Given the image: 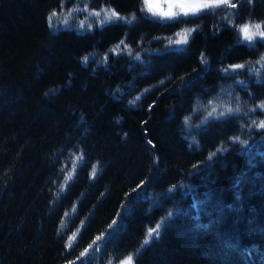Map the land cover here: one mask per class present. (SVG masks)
<instances>
[{
  "label": "trees",
  "instance_id": "trees-1",
  "mask_svg": "<svg viewBox=\"0 0 264 264\" xmlns=\"http://www.w3.org/2000/svg\"><path fill=\"white\" fill-rule=\"evenodd\" d=\"M95 1L127 21L140 18L128 11L138 0ZM58 2L0 0V264H86L81 253L92 254L93 241L112 261L117 255L108 248L141 247L146 253L135 264H264V129L257 126L264 122V79L255 74L264 63L244 43L232 45L234 28L197 24L186 48L151 56L159 89L134 82L130 92L120 83L140 67L124 58L143 39L139 33L156 25L142 18L136 27L94 29L96 20L78 14L88 25L81 34L67 26L54 31L47 17ZM253 7L264 14V0ZM171 24L161 29L173 32ZM123 28L126 39L117 44ZM258 47L264 54V44ZM93 58L100 65L94 70ZM215 65L222 68L218 83L206 74ZM199 71L196 83L184 87ZM188 123L198 126L189 130ZM74 135L87 139L89 153H75L71 167L60 164L59 186L48 198L57 144ZM142 205L166 210L173 231L146 243L142 225L150 214L132 216Z\"/></svg>",
  "mask_w": 264,
  "mask_h": 264
},
{
  "label": "rangeland",
  "instance_id": "rangeland-1",
  "mask_svg": "<svg viewBox=\"0 0 264 264\" xmlns=\"http://www.w3.org/2000/svg\"><path fill=\"white\" fill-rule=\"evenodd\" d=\"M236 1L232 0L233 3ZM252 1L253 0H251V2ZM151 2L154 4H159L165 11H167L169 3H184L186 5H199L202 2V0H151ZM236 4H237L236 8H232L230 6H228V8H226L225 7L226 5H221L219 8L202 9V10L196 11V12H189L187 15H184L183 12L181 11V9L175 8V9H173V11L176 13V15L174 17L167 18V17H162L160 15H156L152 12H149L147 10L145 0H138L136 3V6H135L136 10H134L135 9L134 8V9H130L128 11H131V13H134L135 11H137V13L139 14L137 16H139L140 18L137 19L136 16H133L134 19L131 18L130 21H127L122 15L116 14L115 16H113L112 13H115L113 8H111L105 1H103V3H96L95 4V3H92L91 0H86V2L83 5H80V7L78 9H74V11H76V12H72L71 10H68L70 13L67 16H64V11L63 12L56 11L57 15L55 17H53L51 22H49V20H48L49 16L47 17V23H48V27L55 31L56 29L59 28V26H68L67 22H66V17H67V20H70V21H73V19L76 20V21H74L75 26L81 27V29H83V26H81V25H85L86 28H88V25L84 21L85 18H79L78 14H81V17H84L85 15L89 14L88 15L89 19H92L93 17H95L94 19L96 20V23L94 25V29H96L98 27V25H100V24H98V23H101L100 21H102V24H105L107 22H112V23L115 22V24L120 25L122 27L131 28L133 26H135V27L138 26V24L141 21H143V20H141L143 18L144 20L149 21V23L151 25H153V26L156 25L157 29L152 31L153 33L150 31L151 32L150 34L149 33L145 34L144 30L142 32H140L139 35L143 39H139V40L134 42V45L131 46L132 51H130V50H129L130 52L128 51L129 54L126 55L124 60L126 59L125 60L126 63H134L135 67L137 68V66L141 67L140 63L142 61H140L136 57H139V58L143 57L145 59V61L147 62V64L149 63L148 67H151V69H152L154 67L153 66L154 63L149 62L152 58L151 56L153 54H156V53H157L156 56H158L164 49L168 50V49L173 48V47L181 48V49L186 48L188 41H189V38H190L193 30L197 26V24H201L203 26V23L206 25L207 22L210 24L216 23L221 27H223V26L224 27H232L236 31H239V28L242 26V24L246 23V21L240 17V14H241L240 12H242V10H244V9H245V11H248L249 6H247L246 5L247 3L243 2V1L242 2L239 1ZM64 6H65V4H64ZM66 7L68 9V6H65V7L60 6V9H64ZM225 8L227 10H225ZM138 11H142V13H140ZM97 12L100 13L99 16L96 15ZM227 14L230 16L232 23L227 21ZM200 18L204 19V21ZM212 18H214L213 21H211ZM251 18H253V17H251ZM135 20H141V21L137 24ZM209 21H211V22H209ZM172 22H174L177 26V29H175V27H174L173 32H168L167 27H164L161 29V27H163L167 24H171ZM257 23H261L262 25H264V21H261V22L258 21ZM92 31H93L92 27H90V29L88 30L87 33H90ZM142 33H144V34H142ZM182 33L188 34V40L186 43H184V44L170 43V41H175L176 39H178L179 34H182ZM256 39H258V38H256ZM96 46L97 45L95 44V45H92L91 47H96ZM153 47H156L157 49L153 50ZM124 60H122L123 64L120 63L118 65V68L122 69L126 65ZM225 61L222 60V62H225ZM215 63H216V61H215ZM261 63L263 64L264 60H262ZM226 64H227V62H226ZM216 66L217 65H215L214 67H216ZM217 69L221 70L222 68H220V66H217ZM104 70H106V69H104ZM206 70L207 69H205V71ZM202 74H203L202 71L195 72V74L192 73V76H191V74H189V76H188L189 80H188V82H185L183 84V86L188 88L189 86L193 85L194 83H196V81H197L196 79L199 76H201ZM250 74L253 75V70L249 73V75ZM167 79L170 80L169 83L171 82L170 83L171 85L175 84L172 74H170ZM237 82L239 83L238 80H237ZM262 87H264V85H262L260 88L262 89ZM172 90H173V88L167 90V92H170ZM198 100H200V99L198 98ZM194 112H196V111L194 110ZM194 116H195V114H194ZM194 124H196L195 121H194ZM185 125H186L185 128H187L189 130L191 127L197 128V126H198V125H192L190 123L185 124ZM49 167L54 171V175L52 174L51 182H50L49 187H48L49 189L47 188L48 189V191H47V197L48 198L51 197V192L53 190V187H55V185H56L57 177L61 176V172H63L62 169L60 171V169L53 167V165H49ZM59 173H60V175H58ZM190 175H194V174H190ZM68 177H69L68 175H65L63 180L68 181L69 180V179H67ZM81 179H82V176L80 177V180ZM59 180H60V178H59ZM154 187H156V186H154ZM155 189L159 190V187H156ZM138 190L139 189H136L134 192L136 193ZM136 195H137V193H136ZM211 221H212V219L210 218L209 224ZM147 224L142 225L143 233L147 234V237L145 240H151V239L157 238L158 236L156 233H153L151 236L149 235V231L151 229H154V228H152V227L150 228L149 226H147ZM142 236H141V239H142ZM107 237H109V236H107ZM55 238L58 240H61L63 237L57 233V235H55ZM75 240H76V238H75ZM75 240L72 241V245L74 244ZM89 254H91V253H89ZM93 254L94 253L92 252V255ZM120 264H122V263H120ZM132 264H133V261H132Z\"/></svg>",
  "mask_w": 264,
  "mask_h": 264
},
{
  "label": "bare ground",
  "instance_id": "bare-ground-1",
  "mask_svg": "<svg viewBox=\"0 0 264 264\" xmlns=\"http://www.w3.org/2000/svg\"><path fill=\"white\" fill-rule=\"evenodd\" d=\"M91 1H95V0H91ZM234 1H236V0H234ZM239 1L246 2L247 5L249 6L248 11H246V12L243 11V13L240 12L241 13L240 14V17L242 19H244V20L247 19V20H245L246 23L255 24L258 21L259 22L264 21V14H261L259 10H255V12H254V7L253 6H255L256 0H253L251 3H248L247 0H239ZM239 1L237 0L235 3L239 2ZM95 2L96 3H101L99 1H95ZM69 3L72 4L73 3V0H59L58 4L56 6H54L55 8L52 9V10H49L50 11L49 13L51 14L56 8H59L60 6L65 7L67 5H70ZM64 4H65V6H64ZM70 8H71L72 11H74L73 7H70ZM74 12H76V11H74ZM138 12L142 13V11H138ZM64 13L66 15H69L70 12L69 11H65ZM251 17H253V18H251ZM213 20H214V18H212L211 21H213ZM135 21H136V23H139L141 20H135ZM66 22H67V25L68 26L65 29H67L68 31H75L76 33H80L81 34V32H83V29L86 30V26L85 25H81V26H83V29H81V27L75 26V24H74L73 21L67 20V17H66ZM172 23H174V22H172ZM47 25H48V23H47ZM126 32H127L126 29L123 28V30L121 31L118 39L116 40L117 41V44L120 43L121 41H125L126 34H127ZM238 32L239 31H236V30L232 32V34H233V38H232L233 39V43H232V45L237 46L238 44L244 43L243 45L248 50L247 53L249 52L251 54L249 56H252V57L255 56L254 59H257L258 58V59L261 60V57H263L264 54L259 53V47H258V44L259 43L256 44V47L255 48L248 47V43L249 42L243 41L242 34H240L238 36ZM237 39H239V40H241L243 42L242 43H237ZM258 39H260V38H258ZM173 44H175V43H173ZM123 47H124L123 45L122 46L121 45H118V48L119 49H122V51H123ZM171 49H173V48H171ZM168 53L169 52H166L164 54L166 55ZM162 56H164V55H162V54L159 55V57H162ZM99 57H97V59H99ZM239 59L244 62L246 60V56L245 57H241ZM204 60H206V59H204ZM91 61L94 62L92 64V66H91L93 68V70L97 66H100V65H96L97 63L95 62V58L91 59ZM149 62L150 63H153V59L151 58V60ZM205 64H206V66L207 65L210 66L211 63L207 61V63H205ZM108 66H106L107 69H109ZM148 66L149 65L147 63H145V64L141 65V67L139 68L140 70L138 72H137V70L134 72L135 75L132 74L131 76H129V78H128V75H127L126 76V79L123 80V82L120 83L121 86L122 85L128 86L127 87V90H129L130 92H132V88L134 86V85L132 86V84L135 82V83L140 84V86H144L145 85L144 87H146V84L151 85L150 87L154 91H157L159 89L158 88L159 86L152 85V84H155L157 82V79L160 77V75H156V76L153 75V73H154V72H152L153 71L152 70L153 68L151 69V67L149 68ZM147 68H149V70H147ZM206 68H208V67H206ZM135 69H137V68H134V70ZM211 71H213V72H211V75L209 73H206L207 76L209 77V81L210 82H214L215 81L217 83L220 82L221 79L218 77L217 72H216L217 71V67H215V69H213ZM201 78H204V77H201ZM160 81H161V79H160ZM204 82L206 84L207 83V79ZM160 83H162V82H160ZM119 88H121V87H119ZM207 89L211 90V86L209 84H207ZM214 91L217 92L216 90H213V92ZM211 93H212V91H211ZM122 94H123V92H122ZM242 125L243 124H239L238 123V125L235 126V127L236 128H242L241 127ZM82 133L83 132H81V134ZM83 135L85 136V133H83ZM80 136L74 135V137H71L69 140H65L66 142H64V141L61 140L57 144L59 149H58L56 158L52 159L51 165H53V167H55L57 169H60V170L62 169V166L61 165H63V166L66 165L67 167H71V166H73V164L76 163L75 162V158H76L75 157V155H76L75 153L81 152V154H83V155L89 153V152L87 153V148H88L86 146L87 145L86 144L87 143V139H81ZM218 138L219 139H222V136L219 135ZM204 166H205V168L206 167L208 168L210 166V164L209 165L208 164H204ZM205 168H204V171H205ZM204 171H202L199 174L202 175L204 173ZM55 186L56 187L59 186L58 182H56V185ZM53 189H55V188H53ZM53 200H54V202L56 201V196L53 197ZM138 209H139V212L138 211L137 212L134 211L133 214H132V216H136L140 220H141V218H143V220H144L145 218H144L143 214L145 216H148V217H149V214H150L151 221L148 223L149 219H147V222L144 223V224L146 225L148 223L147 226H149L150 228L151 227L152 228H156L157 225H160V228L158 229L159 235L157 237V240H161V238L167 232H169V231L171 232L175 228L173 226V224H171V219H169L168 216H166V210H164V211L162 209L156 210V209H153L152 207L147 208V206H145V205L139 206ZM157 214H159V215H157ZM162 233H163V235L160 238V235ZM146 237H147V235H146ZM146 237H145V239H146ZM146 241H148V240H146ZM90 245L92 246L91 248L93 249V253L94 254L93 255L92 254H87V255H84L83 256L86 264H104L106 261H107L106 264H109L110 262H112V263L114 262L116 264V263H119L120 261H122L123 259L127 258L125 256L135 258V257L143 256L146 253V252L143 251V249L141 247H139V248L135 247V248H130V249H124L123 251H120V252H119V250H118L117 247H114V248H111V249L108 248L107 250H109L110 252H113L115 250L114 251V254L117 255L116 258L112 261L111 259L108 260V257L107 256H103V254L97 253L98 243L96 241H95V243H94V241L93 242H90ZM100 249H102V248H100ZM98 252H100V251H98Z\"/></svg>",
  "mask_w": 264,
  "mask_h": 264
},
{
  "label": "snow or ice",
  "instance_id": "snow-or-ice-1",
  "mask_svg": "<svg viewBox=\"0 0 264 264\" xmlns=\"http://www.w3.org/2000/svg\"><path fill=\"white\" fill-rule=\"evenodd\" d=\"M248 3H251V0H247ZM145 4L147 6V10L149 12H152L156 15H160L162 17H174L176 15V13L173 11V9L175 8H179L181 9V11L183 12L184 15H187L189 12H196V11H200L202 9H210V8H219L221 5H227L230 6L232 8H236L237 4L233 3L232 0H202V2L199 5H186L184 3H169L168 4V10L165 11L159 4H154L151 2V0H145ZM57 15L56 11H53L49 17L48 20L49 22L52 21L53 17H55ZM97 16L100 15L99 12L96 13ZM113 16L116 15V13H112ZM242 34L243 36V41H247L248 43V47L251 48H255L257 43L260 44H264V25H262L261 23H255V24H251V23H244L242 24V26L239 28V32H238V36ZM256 38H260L259 40H257ZM188 40V34L187 33H182L179 34V38L176 39L175 41H170V43H175V44H184L186 43ZM243 41L237 39V43H242ZM137 59H139V57H136ZM261 60H264V57H261ZM259 63V61H258ZM245 65H235L234 68L235 69H240V68H244ZM250 70H254L251 68L250 66ZM225 71H227L225 69ZM255 74L257 75V77L259 79H264V72H259L256 71ZM243 83V82H241ZM137 99H139V97H137ZM259 107L264 108V104L260 105ZM216 110L213 109V112H215ZM233 111V109L228 108L226 110L227 114H231ZM238 111V109H237ZM224 112H221L220 115H224ZM212 113H209V116H211ZM255 124V121L253 122ZM260 129H264V122H260L257 125ZM93 175L96 174V169L95 167H93L92 169ZM67 179H71V176H69ZM169 215H171V213H169ZM160 228V225H157L156 228L151 229L149 231V235L151 236L153 233H156L157 236L159 235L158 233V229ZM100 238L97 237V240H99ZM75 240V234H73L72 237L69 238L68 244L69 246L72 245V241ZM95 243V241H94ZM147 243V241H146ZM90 248L92 247L91 245L89 246ZM88 249H85V252L81 253V256L83 257L86 253H87ZM122 264H132V257H128L127 259H125Z\"/></svg>",
  "mask_w": 264,
  "mask_h": 264
}]
</instances>
